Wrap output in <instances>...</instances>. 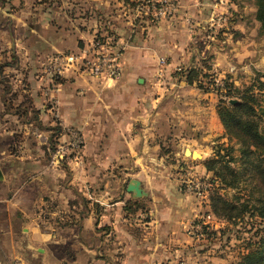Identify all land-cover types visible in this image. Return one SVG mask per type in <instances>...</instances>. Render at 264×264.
<instances>
[{
  "label": "crops",
  "instance_id": "0c3cea01",
  "mask_svg": "<svg viewBox=\"0 0 264 264\" xmlns=\"http://www.w3.org/2000/svg\"><path fill=\"white\" fill-rule=\"evenodd\" d=\"M136 4L74 0L64 6L59 0H0V92H10L1 102L8 111L6 120L28 111L34 103L31 91L40 102L36 115L42 129L58 111L60 139L76 129L85 142L80 159L74 156L52 166L43 147H37V196L31 202L22 194L15 196L32 186L31 161L10 153L0 160V183L6 184L0 190L18 184L14 196L7 193L0 205L27 221L23 229L30 244L5 248L22 253L17 264H174L177 251L171 244L181 233L182 217L176 200L167 198L179 188L172 192L167 186L175 177L169 174L173 164L165 159L182 155L192 169L211 176L206 160L193 159L185 149L189 143L218 140L222 130L223 139L228 138L217 110L218 95L188 82L177 74V66H200L209 58L211 69L222 75L235 68L251 73V56L258 48L252 44L247 8L235 0H178L173 15L162 19L154 15L153 6L138 13ZM111 5L124 19L115 29L124 46L120 78L67 68L69 82L53 83L55 100L46 105L49 73L42 62L67 49L80 52L97 30V9ZM160 56L167 58L163 74L158 73ZM261 60H255L257 66ZM30 78L36 85L29 84ZM162 143H172V148L162 150ZM180 144L183 150L173 148ZM215 150L207 145L198 151L212 157ZM77 165L86 181L87 175L117 167L120 196L104 192L94 201L87 182L81 183V176L77 182ZM149 174L158 179L157 187L143 176ZM132 178L142 181L146 195L136 197L127 190ZM146 204L154 209L153 216L140 221L139 211ZM0 261L4 264L2 257Z\"/></svg>",
  "mask_w": 264,
  "mask_h": 264
},
{
  "label": "rangeland",
  "instance_id": "374dc122",
  "mask_svg": "<svg viewBox=\"0 0 264 264\" xmlns=\"http://www.w3.org/2000/svg\"><path fill=\"white\" fill-rule=\"evenodd\" d=\"M59 1L61 5L66 6L74 0ZM83 2L84 0H80V3ZM160 2L162 3V6L169 4L170 6L168 5L169 7L167 8L170 9L172 5H174L173 8L177 7L178 0H161ZM235 2L236 4L240 3L241 6L247 8L245 18H247L246 22L251 26V31L253 32L252 44L258 48L256 52L253 51L251 56L253 59L249 65L251 73L246 71L244 72L243 70H237V68L223 73V75L211 68L209 71L210 73H213L214 77H218L220 80L224 79L227 74H230L234 81L237 80L235 84L238 85L237 87H240V89H243L242 87L256 84L257 88L260 89L261 87L259 98L264 100V29L260 27V22L255 18V0H235ZM113 9H116L119 13ZM75 10L77 13L82 12L77 9ZM97 10V15L101 16H99L100 18L96 20L97 30L93 33V37L87 46L79 50L80 52H72L70 49H67L61 53L51 54L45 58L44 71L45 73H49L47 76L49 80L45 84L44 93L46 105L55 100L51 91L52 84L57 83L58 80H60V83L63 84H67L69 82L66 81L67 79L69 80V78H66L67 73L65 70L67 68L73 67L75 71L97 75L96 73L87 70L85 64L88 65V61H90L88 65L90 67L93 62L97 61L98 56L100 58H104L105 54L113 52V54L120 53V63L122 69V52L124 46L121 45L118 38H116L118 34L115 29L122 24L124 19L120 16V10L117 9L116 5H111V7L109 9L106 8V10H102L101 8H98ZM110 12L113 13V16H111ZM93 14L95 15L96 13ZM171 15L173 14H169L168 16ZM168 16L166 15L165 17ZM162 18L163 17H159V19ZM96 36L101 37L102 44H98L96 42ZM260 49L261 51H259ZM72 53H75L78 56L77 60L73 65L67 64V59L62 60V69L60 72L58 68L53 65V62L49 60L50 57L56 54L67 56ZM258 57H261L262 59V64L259 66H257L255 61ZM65 65L67 66L65 67ZM184 65L185 64L181 63L177 67H184ZM63 66L65 67L64 69ZM236 71H238L237 74H235ZM10 78H8L7 81H10ZM29 84L36 85V80L30 78ZM47 88L50 89L47 90ZM4 91H6V89H4ZM9 94L10 92H0V160L5 161V155L10 153L18 157L22 156L23 159L28 158V160L31 161L32 164L30 166L32 169L31 171H33L31 173V176L33 177L31 178L33 179L32 186L29 190L24 189L21 190L20 193L18 192L15 194L17 198H19V194H22L25 201L31 202L33 200L35 201L37 196V147H43L47 158L46 161L48 160V163L52 166L54 163L66 164L67 160L71 157L74 158V156L76 157L74 159H80L84 152L85 142L82 135H80V132L76 129H71L70 137L68 136L60 139L59 134L63 132V130L60 128L61 125L58 119V111L54 112V114H50L51 120L49 118L47 121L48 127L46 129H42L36 115V107L40 106V102L37 104V98H35L36 94H31V91L30 98H32L31 100H34V103L29 104L28 111L23 115H19L16 119L12 118L11 120H6L8 116L6 114H8V111L5 110V107L1 106V102L2 99L6 98ZM218 102L219 96L216 99V104H218ZM52 115H54V117ZM52 120L54 122L53 124L56 125L55 128L51 127L53 126V124L51 125ZM221 133L222 134L218 137V140L221 141H208L206 139L205 142L199 141L189 143L188 147L202 151V149H207V145L215 146L216 149L217 145H222L224 143L229 144L228 138L223 139L224 130H222ZM8 143H10L9 146ZM183 147V144H180L179 147H176L175 145L173 146V148L179 150H183ZM236 147H238L237 144ZM165 148H172V143H162L161 149L163 150ZM60 154L61 156H59ZM210 157L211 156L204 153L202 157H193V159L207 160ZM165 160L166 162L173 164L169 174L175 177L174 180H170L168 182L167 186L171 189V191L173 190L172 192H176V189L179 188L178 194L175 193L174 195H167V198L170 200L172 198L174 201L176 200L177 203L175 205L179 206L181 209V212L178 211V213H180L182 217L179 222L181 233H179L178 237L173 238L171 244V246L174 247V250L176 249L177 251L174 264H241L242 254L251 243L259 238L261 233L259 232V229L262 225H264V220L263 223L260 224L262 221L260 217L255 216L251 218L248 216L247 218L237 222H229L224 218L219 217L212 211L211 208V197L209 192H211V189L214 186L211 182L212 176H206L205 174L192 169L190 160L184 158L182 155L173 157L170 156ZM117 169L118 168L116 167L109 169L107 172L94 173L90 178H88L89 176L87 175L88 180L86 181V175H83V172L79 173L81 169L77 165V182L80 181V176L82 177L80 181L81 183L84 184L87 182V187L89 188L94 201L96 198L101 199L100 197L104 194V192L106 193V196L113 195V198H116L120 196L121 176ZM143 176L148 177V183L150 185H154V187L158 186L157 184L159 181L155 175L149 174ZM11 177L12 176L10 175V178ZM195 183L200 185V191L191 188V186ZM0 185L6 186L4 183H0ZM16 185L18 184H11L14 188L9 187L8 190H0V199H5V195H7V193H9V197H11V195L14 196V192L17 188ZM251 186L252 185L249 181L242 182V185L240 186L244 188L241 192L244 191L247 197L249 196ZM9 189H11L10 192ZM241 192H239L238 188H228L223 190L222 193H224L227 197H235L240 194L242 195L243 193ZM146 205L147 206L139 211L140 221H144L145 219L153 216L154 209L151 208L150 205ZM26 222V216L24 217L22 214L14 212L12 208L11 210H6L3 205H0V257H2L4 264L5 262L6 264H17L20 257L23 256L20 251V253H18V250L5 249L6 246L19 248L30 244L28 236L25 233L26 231L23 229V225Z\"/></svg>",
  "mask_w": 264,
  "mask_h": 264
},
{
  "label": "trees",
  "instance_id": "16d2710c",
  "mask_svg": "<svg viewBox=\"0 0 264 264\" xmlns=\"http://www.w3.org/2000/svg\"><path fill=\"white\" fill-rule=\"evenodd\" d=\"M255 18L264 29V0H255ZM209 58L202 65L182 67L177 74L188 82H197L205 91L219 96L218 114L226 129L229 144L217 145L215 155L206 160L211 171L212 185L209 192L212 211L229 222H237L248 216L264 220V100L259 98L256 84L237 87L230 74L222 85L215 84ZM214 83V84H213ZM213 85V86H212ZM232 98H237L232 102ZM236 144L238 147H236ZM250 182L249 196L241 192L242 182ZM236 189L243 193L227 197L222 189ZM208 190V188H207ZM210 191V187H209ZM246 196V197H244ZM259 238L247 247L241 256V264H264V225Z\"/></svg>",
  "mask_w": 264,
  "mask_h": 264
},
{
  "label": "built area",
  "instance_id": "2783aa9c",
  "mask_svg": "<svg viewBox=\"0 0 264 264\" xmlns=\"http://www.w3.org/2000/svg\"><path fill=\"white\" fill-rule=\"evenodd\" d=\"M161 0H138L136 4V11L138 13H143L146 10H148L149 6H153L155 11L154 15L156 17H165L166 15L168 16L169 14L172 13L173 11V6L168 9L170 5L167 4L166 6H162V3L160 2ZM166 2V1H165ZM173 4V3H172ZM169 5V6H168ZM172 8V9H171ZM112 35V34H110ZM112 38L111 36H109ZM117 38V37H116ZM96 42L98 44H102L101 37L96 36ZM78 56L75 53H72L70 55L64 56L60 54H56L52 57L49 58L51 62H53V65L58 68L59 72L62 69V60L67 59V64L73 65L75 61L77 60ZM167 58L164 56L160 57V63H159V68H158V73L163 74L164 73V66L166 65ZM90 61H88L89 65ZM43 67L45 68V60L42 62ZM86 65L87 70L96 73L97 75H103L106 78H112L116 79L119 78L122 74V69H121V63H120V53L119 54H113L111 52L110 54H105L104 58H100L98 56V59L96 62H93L90 67ZM67 65H65L66 67ZM63 66V69L65 68ZM177 70H182V67H177ZM215 84L217 85H222L223 79H219L218 77H214ZM214 84V83H213ZM213 86V85H212ZM61 156V154L59 155ZM58 156V158H59ZM192 189H195L197 191H200V185L198 183H195L191 186ZM1 264V261H0Z\"/></svg>",
  "mask_w": 264,
  "mask_h": 264
},
{
  "label": "water",
  "instance_id": "95a60500",
  "mask_svg": "<svg viewBox=\"0 0 264 264\" xmlns=\"http://www.w3.org/2000/svg\"><path fill=\"white\" fill-rule=\"evenodd\" d=\"M238 99L237 98H232L231 101L232 102H236ZM185 153L187 155H190L192 157H201L200 156H196L198 153L197 149H192L191 147H186L185 149ZM3 177L1 168H0V178ZM127 190L132 192L134 194V196L136 197H141L147 194V191L144 189L143 185H142V181L139 178H132L128 185H127Z\"/></svg>",
  "mask_w": 264,
  "mask_h": 264
},
{
  "label": "bare ground",
  "instance_id": "6f19581e",
  "mask_svg": "<svg viewBox=\"0 0 264 264\" xmlns=\"http://www.w3.org/2000/svg\"><path fill=\"white\" fill-rule=\"evenodd\" d=\"M201 155V157H202V154L198 151V153H197V155L196 156H200Z\"/></svg>",
  "mask_w": 264,
  "mask_h": 264
}]
</instances>
